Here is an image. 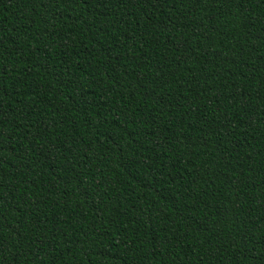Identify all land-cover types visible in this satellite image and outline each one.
Returning <instances> with one entry per match:
<instances>
[{
    "label": "trees",
    "instance_id": "trees-1",
    "mask_svg": "<svg viewBox=\"0 0 264 264\" xmlns=\"http://www.w3.org/2000/svg\"><path fill=\"white\" fill-rule=\"evenodd\" d=\"M0 264H264V0H0Z\"/></svg>",
    "mask_w": 264,
    "mask_h": 264
}]
</instances>
